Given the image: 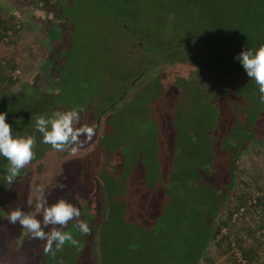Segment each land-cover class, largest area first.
<instances>
[{
    "label": "rangeland",
    "instance_id": "rangeland-1",
    "mask_svg": "<svg viewBox=\"0 0 264 264\" xmlns=\"http://www.w3.org/2000/svg\"><path fill=\"white\" fill-rule=\"evenodd\" d=\"M48 1L57 26L42 30L18 14L17 4L26 0H0V12L13 14L20 25L12 42L0 44V59L13 58L18 80L0 94V113L7 114L13 137L36 140L35 158L11 183L9 163L0 156V264H18L27 253L25 248L8 259L3 252L19 226L8 216L27 212L22 200L34 181L43 186L37 198L31 190L33 204L39 197L46 206L63 199L80 205L85 217L89 209L93 216L102 211L101 190L109 197L105 223L89 226L87 235L78 230L77 246L57 250L53 244L46 252L47 241L35 239L37 264H196L206 241L203 206L185 180L201 193L211 172L229 175L231 169L235 180L217 216H226L239 193L261 195L262 206L229 219L230 233L225 227L220 233L228 235L230 249L218 254V236L209 239L197 264H206L205 258L236 262L245 246L256 251L246 264H264V102L234 59L264 45V0ZM39 68L44 78L38 82ZM104 107L95 140L82 135L76 155L44 144L36 130L37 116L73 109L80 116L76 127L94 129ZM97 158L104 171L98 184ZM53 172L57 180L49 183ZM26 236L27 242L33 237Z\"/></svg>",
    "mask_w": 264,
    "mask_h": 264
},
{
    "label": "clouds",
    "instance_id": "clouds-1",
    "mask_svg": "<svg viewBox=\"0 0 264 264\" xmlns=\"http://www.w3.org/2000/svg\"><path fill=\"white\" fill-rule=\"evenodd\" d=\"M234 59H237L247 73V76L254 80L258 86L260 99L264 102V45L260 46L255 53L252 50H242ZM6 113H0V156H3L9 163V183L17 177L22 169L27 167L35 158L33 151L36 140L33 136L13 137L12 126L6 122ZM80 116L77 110L67 112H56L51 118L37 116L36 130L43 136V143L50 145L56 151L71 150L73 155L78 152L77 145L81 144L80 137L86 135L89 139L94 134V129L89 127H76ZM62 187V186H61ZM39 191V190H38ZM40 202L36 204L34 212L25 213L17 209L8 216L11 223L19 225L29 232L33 238L46 240V252L51 251L53 244L60 250L66 243L73 246L78 241L70 232L57 230L56 226L66 227L70 221L75 220L81 234L90 233L89 225L81 221L80 210L61 199L51 206H46V200L39 197ZM42 216V221L37 219ZM52 226L49 233L44 231L45 227ZM55 255V253H53Z\"/></svg>",
    "mask_w": 264,
    "mask_h": 264
},
{
    "label": "trees",
    "instance_id": "trees-1",
    "mask_svg": "<svg viewBox=\"0 0 264 264\" xmlns=\"http://www.w3.org/2000/svg\"><path fill=\"white\" fill-rule=\"evenodd\" d=\"M14 15L11 13H7V12H0V44H8V42H12V40L10 39L12 37V35H16V33L19 31V22L14 20ZM17 67V64L15 63V61H13V58L11 57H3L0 59V94L4 93L5 91H11V88L16 86L18 83V80L12 75V72L14 71V69ZM90 140V139H89ZM99 156V155H98ZM97 156V157H98ZM66 158H61V160H64ZM233 162L232 161V168L233 166ZM98 165V158L97 161L94 160V166ZM99 168H96L95 170V174H96V181L97 178H100V176L104 174L103 169L101 168V166L98 165ZM102 169V170H100ZM173 170H171L172 172ZM233 169H231L230 174L228 175L226 172L224 173H219L218 171L215 172H211L208 178V185L206 186V188L201 189V193L199 192V189L194 186L192 184L191 180H185L186 182V186L188 185L189 188L191 189H196L198 191L197 197L196 199L198 200V203H202V208L200 209V214L201 217L203 218L204 222L203 223V227H204V231L206 234V241L203 244L202 250L199 253V256L195 259L194 263L197 264V262L201 259L202 255H203V248L205 247L206 243L208 242L209 239H214L217 237V239L215 240V245L217 247V253L221 254V253H225L226 251H228L230 249V241L228 239V235L227 234H221L220 231L222 230V228H227L228 233H230L229 231H231V225L228 224V221L230 219L231 214L238 210V208L240 206H242L244 208L243 212L239 215H243V213L246 211V209H255L258 206H262V202H263V197L261 195L255 194V196H252L251 198L247 195H243L242 193H239L236 198L237 202L235 201V203L229 208L226 216L224 218H220L218 216H216V212L219 211V207H220V198L221 197H225L227 195V190L231 188V185L234 183L235 180V174L232 172ZM55 172V171H54ZM53 172V173H54ZM102 172V173H100ZM106 172V171H105ZM51 173L49 176V183H53L54 181H56L57 179L55 178L57 175L56 173ZM102 179V178H101ZM37 180V179H36ZM188 181H190V183L188 184ZM99 181H97L96 183L98 184ZM29 183V180H28ZM34 185L30 184L27 186L28 187V192H27V198L26 200H22V202H24L25 206H28L27 212L25 213H31L34 212L35 210V206L36 204L32 203V200H28L29 194L31 195V190L36 191V193L34 194L37 195L35 196L36 198L41 194L40 190L38 189L39 186H43V184H39L37 181H34ZM61 187V182H60V186ZM104 187H107L106 185ZM5 186H3V184H0V198L2 197V193L4 191ZM39 190V191H38ZM255 190L256 191H260V186H255ZM109 191V190H107ZM111 192V191H109ZM101 196V202L103 204L102 208H101V212L100 214H94L96 216H93V210H90V213L88 214L89 216H84L82 215V208L78 207V209L81 212V216H80V220L83 222H86L90 227H99L102 223H105L103 215L105 211H107V206H108V201H109V197L107 196V194L105 193V191H100ZM216 196L218 198H216ZM82 198V197H81ZM57 200V199H56ZM56 200L54 199L53 204L57 203ZM39 201V199H38ZM82 202V201H81ZM85 203V201H84ZM106 203L105 207L104 204ZM120 204V203H119ZM4 207L2 206V204H0V218L4 216ZM238 216V217H239ZM218 217V219H216ZM237 217V218H238ZM42 221V218L40 219ZM109 221V220H108ZM106 221V222H108ZM214 221H216L215 224ZM10 227V226H9ZM57 230L62 231V232H70L73 237H75L77 234L78 229V225L77 222L75 220L70 221L68 223V225L66 227L61 228L60 226H56ZM5 226L3 227L4 230ZM46 229V231H45ZM50 229L52 230V226H48L44 228V231L46 233L50 232ZM29 232H27L25 229H23L20 225L18 226V229L16 228V231L14 234H12L11 238H12V246H10L7 251H4V255L6 258L10 257V256H17L19 253H23L25 248H26V252L25 256L23 258H19L18 259V264H37V251L34 245L35 239L33 238L30 241H25V237H27L26 235ZM235 240V245L237 246H241L240 244V238L239 237H234ZM260 240H256V246L258 244H260ZM30 248V249H29ZM241 259L245 260L246 262H253V260H255V248L254 247H241ZM9 259V258H8ZM8 261V260H7ZM206 264H212V258H205ZM228 264H240V262L238 261H234V260H230Z\"/></svg>",
    "mask_w": 264,
    "mask_h": 264
},
{
    "label": "flooded vegetation",
    "instance_id": "flooded-vegetation-1",
    "mask_svg": "<svg viewBox=\"0 0 264 264\" xmlns=\"http://www.w3.org/2000/svg\"><path fill=\"white\" fill-rule=\"evenodd\" d=\"M17 6H18L17 7L18 8L17 12H19L18 14L20 16L26 17L27 19L30 18V21L32 20L33 23H35L37 27L41 26L42 30H47V28H50V27H54L55 28L57 26V24H55L53 22V20L50 18V17H52V11H55L53 5L51 4V1H48V0H26L25 3H21V2L18 3ZM45 11H46V13H45ZM51 40H53V39L49 35L48 36V41H51ZM195 64H197V63H195ZM45 65H47V64H45ZM199 65L202 68L210 70V67L207 65L206 61H204L203 59L199 60ZM40 68H39V72L34 74V77H35L34 79H37L38 82L40 81V78L41 79L44 78V74L42 73L43 71L40 70ZM41 69H43V68H41ZM142 74H143V71L141 72V75ZM140 77H138V78H140ZM136 80L133 83H135ZM133 83L129 82L128 86H132ZM40 84H43V83L41 82ZM41 87H43V86H41ZM128 90H129V88L122 90L120 92V94L117 96L116 100H120L122 98V96H124L126 94V92H128ZM115 102L116 101L111 102V104L108 106V108L109 107H114L115 106ZM105 111H106L105 107L101 108L100 112L97 113V115L95 117V126H94V134H93L92 142L95 140L94 138L96 136L97 129L99 128V121H100V119H101V117H102V115L104 114ZM96 119H98L97 125H96ZM229 190L230 189L227 190V195L224 198L223 197L220 198V202L219 203L221 205L218 208L219 211L221 210L222 206H224V204L228 200ZM216 198H218V197L216 196ZM219 211L216 212V216L219 214Z\"/></svg>",
    "mask_w": 264,
    "mask_h": 264
},
{
    "label": "built area",
    "instance_id": "built-area-1",
    "mask_svg": "<svg viewBox=\"0 0 264 264\" xmlns=\"http://www.w3.org/2000/svg\"><path fill=\"white\" fill-rule=\"evenodd\" d=\"M17 72V71H16ZM243 210H244V208L242 207V206H240L239 208H238V210H236V211H234L232 214H231V216H230V219H231V221H233V220H235L242 212H243ZM236 255V257H237V261L238 262H240V264H246V261L245 260H243V259H241L240 257H239V254H235Z\"/></svg>",
    "mask_w": 264,
    "mask_h": 264
},
{
    "label": "water",
    "instance_id": "water-1",
    "mask_svg": "<svg viewBox=\"0 0 264 264\" xmlns=\"http://www.w3.org/2000/svg\"><path fill=\"white\" fill-rule=\"evenodd\" d=\"M140 76H141V74H140L138 77H140ZM138 77H137V78H138ZM137 78H136V79H137ZM136 79H135V80H136ZM135 80H134V81H135ZM134 81H133V82H134ZM133 82H132V83H133ZM97 122H98V119H96V125H97Z\"/></svg>",
    "mask_w": 264,
    "mask_h": 264
}]
</instances>
